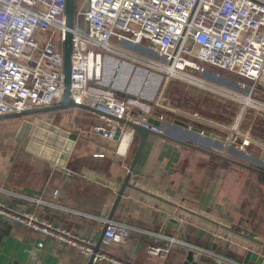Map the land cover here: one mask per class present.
Listing matches in <instances>:
<instances>
[{
  "label": "crops",
  "instance_id": "obj_1",
  "mask_svg": "<svg viewBox=\"0 0 264 264\" xmlns=\"http://www.w3.org/2000/svg\"><path fill=\"white\" fill-rule=\"evenodd\" d=\"M204 77L212 79L213 73ZM130 100L149 108L145 99ZM166 107L156 108L161 133L148 134L114 209L139 143L137 133L126 127L113 139L93 134L90 128L101 122L100 114L78 107L38 114L75 135L70 150H60L66 159L58 165L28 151V131L15 138L14 124L21 127L29 117L0 119V264H88L90 258L14 221L10 211L82 234L94 247L100 241L98 251L131 264H182L189 249L202 254L199 264H217V259L241 264L246 250L264 256V174L226 161L222 156L230 157L231 150L221 156L219 129L202 128L206 124ZM260 150L251 160L264 166ZM108 219L128 226L125 242H103ZM149 246L160 254H150Z\"/></svg>",
  "mask_w": 264,
  "mask_h": 264
},
{
  "label": "built area",
  "instance_id": "obj_2",
  "mask_svg": "<svg viewBox=\"0 0 264 264\" xmlns=\"http://www.w3.org/2000/svg\"><path fill=\"white\" fill-rule=\"evenodd\" d=\"M67 29L65 0H0V115L60 102L62 48ZM35 30L49 31V35L39 42L33 37ZM68 30L70 97L75 103L104 113L100 114L101 122L91 126V133L113 139L128 127L107 115L161 133L158 125L151 123L156 118L161 120L155 115L156 108L163 105L161 93L146 108L109 90L93 87L101 84L103 56L107 54L120 62L163 74L164 83L181 78L232 102L235 111L226 124L204 119L197 113L175 112L225 132L226 150L231 144L238 152H244L253 144L264 151V144L250 133L257 118L264 117V97H258L259 91L264 94V0H82ZM56 32L59 44L53 40ZM120 41L142 45L154 51L157 59L133 51ZM208 67L245 79V85L236 84L246 92L215 87L204 77ZM246 117L248 125L243 129ZM130 131L133 133L131 128ZM8 213L14 221L92 256V263L106 260L110 264H131L103 251L94 252L93 241L82 234L53 227L32 215ZM129 232L127 225L108 219L102 239L105 244H120ZM37 244L41 246L40 242ZM148 252L159 255L160 249L149 246Z\"/></svg>",
  "mask_w": 264,
  "mask_h": 264
},
{
  "label": "water",
  "instance_id": "obj_3",
  "mask_svg": "<svg viewBox=\"0 0 264 264\" xmlns=\"http://www.w3.org/2000/svg\"><path fill=\"white\" fill-rule=\"evenodd\" d=\"M73 15H74V0H65V25L68 29L72 28L73 26ZM65 32V38L63 41V48H62V54H63V63H62V73H63V92L61 96V100L57 105H52L48 107L33 109L21 113H13V114H5L0 115V119L10 118V117H34L31 122L27 121L28 119H24L21 123L20 130H26L30 128L33 131H31L30 139L27 143V149L29 152L38 154L41 157L50 159L54 161L58 165H64V161L66 159L65 153H60V150H63L65 152L70 150V147L73 144V141L75 140V135L73 133H68L66 130L60 128L58 125L53 124L49 120H45L43 118H39L37 115L42 113H47L51 111H57L60 109H66V108H72V107H78L87 109L89 111H92L94 113L98 114H104L101 111L92 108L87 105L79 104L73 102V100L70 97V49H71V34L69 30ZM120 44L131 49L135 50L137 52L146 54L148 56H151L153 58H157V54L148 49L145 48L142 45L134 44L128 41H120ZM111 60L112 64L106 65L107 61ZM103 75L101 84L105 86H110V89H112L114 92H116L120 97H126L130 100V97L138 96L142 99L147 100L148 102H151L154 98V95L156 93L157 88L160 85V82L162 80L161 75L150 72L146 69L131 65L127 62H120L117 58L111 57L107 54H104L103 56ZM124 69H130L133 70V76L137 75L136 72L140 73V80L139 83L143 84L142 89H135L132 90L129 87H125L123 85L117 84L115 76L116 72L123 71ZM149 86V88H148ZM148 88V90H146ZM110 118H113L117 121H120L124 123L126 126L130 127L137 135L139 136V143L136 149V152L134 154V157L132 159V162L130 164L128 173L125 175L122 185L118 191L117 197L114 201L113 209L116 207L117 203L119 202V199L124 191V188L127 186L128 179L130 176V171L133 168L135 161L143 147V144L151 131L149 129L144 128L134 122H131L129 120L125 119H119L112 115H107ZM151 123L153 125H159L158 120H151ZM223 158L235 165L245 167L247 169L254 170L256 172L264 174V170L249 166L245 163L239 162L231 157H224ZM111 218V215H109ZM169 220V219H167ZM166 220V221H167ZM171 222H174L175 224L177 221L170 220ZM104 231V228H103ZM103 231L102 235L103 236ZM99 243L94 247V252H97L99 250ZM201 253H194L192 249H189L185 253L184 261L182 264H199V261L201 259ZM92 256L88 260V264H92ZM248 261L255 262L257 264H264V256L251 251L246 250L244 253V258L242 260L241 264H248ZM217 264H222L221 259H217Z\"/></svg>",
  "mask_w": 264,
  "mask_h": 264
},
{
  "label": "rangeland",
  "instance_id": "obj_4",
  "mask_svg": "<svg viewBox=\"0 0 264 264\" xmlns=\"http://www.w3.org/2000/svg\"><path fill=\"white\" fill-rule=\"evenodd\" d=\"M82 3V0H74V10H76L80 4ZM49 35V31H40V30H35L33 33V37L38 40L39 42H43L47 36ZM53 40L59 44V38H58V32L55 33L53 36ZM135 51V50H133ZM137 52V51H136ZM157 59V58H155ZM111 62H107L106 65H111ZM207 65V64H205ZM209 71L213 73V78L209 79L210 83L214 85L217 88H224L226 90H231V91H236L238 93H245L246 90L244 88H240V85H237L236 83H243L244 85L247 83L245 79H242L241 77L231 74L226 71L218 70V69H211L208 67ZM126 70L124 69L123 71L121 70L119 73L116 72L115 76L117 84L123 85L125 87H129L132 90L137 89H142L143 84L139 83L140 80V73L136 72L137 75L133 76V73L130 74L128 72H125ZM159 75H163L160 73H157ZM139 75V76H138ZM125 83V84H124ZM237 86V87H236ZM95 89L99 91H106L109 90L111 92H114L112 89H110V86H105L103 84H95L93 86ZM149 88V86H148ZM148 88L146 90H148ZM116 95H118L116 92H114ZM161 93V104H165L166 106L177 109L180 111H187V112H192V113H197L198 115L202 116L204 119L213 121V122H219V123H228V121L231 120L234 111H235V105L232 102H228L227 100L217 96L214 94L211 90L208 89H202L199 88L198 86L192 85L191 83L181 79V78H173L170 79L167 83H164V79L161 80L159 87L156 90V93L154 95V98L157 97ZM258 97H264V94L259 91L258 92ZM137 99H141L140 97L136 96ZM153 98V99H154ZM153 102L146 103V105L151 106ZM34 117H29L27 118L29 122L33 120ZM51 121V120H50ZM57 122V119H55ZM52 122V121H51ZM3 124L0 123V133L4 132V126ZM248 125V117L245 118V122L242 123V128L247 129ZM212 128L214 130H217L218 128L212 127L210 125H202V128ZM14 131L16 135V139L20 140L25 133L24 131H28L29 134H31V131H33L30 128L26 130H20V124L19 122H16L14 124ZM202 131H208V130H203ZM219 131V130H218ZM251 136L255 139L258 140L260 143L264 144V117L262 118H257L255 123L253 124L251 130ZM220 132H223L220 130ZM2 135V134H1ZM226 138V133L223 132L222 138L219 139V142L223 145L224 140ZM218 142V143H219ZM230 150H231V155L230 157L245 163L249 166H252L257 168L260 165L259 163H254L251 160L252 157H257L258 156V151L259 147L257 145H250L249 147H246L244 149V153L248 154L249 157L242 155L238 156V148L235 145L230 144ZM219 147H217L218 150ZM233 148V149H232ZM222 149V148H221ZM220 149V150H221ZM236 149V151L234 150ZM234 152H236L234 154ZM261 153V150H260ZM259 153V155H260ZM221 155H227L226 149L223 148L220 151ZM236 155V156H235ZM244 157L245 159H243ZM245 168V167H244ZM258 169L264 170V166L260 165Z\"/></svg>",
  "mask_w": 264,
  "mask_h": 264
},
{
  "label": "bare ground",
  "instance_id": "obj_5",
  "mask_svg": "<svg viewBox=\"0 0 264 264\" xmlns=\"http://www.w3.org/2000/svg\"><path fill=\"white\" fill-rule=\"evenodd\" d=\"M125 84V83H124ZM142 99V98H141Z\"/></svg>",
  "mask_w": 264,
  "mask_h": 264
}]
</instances>
